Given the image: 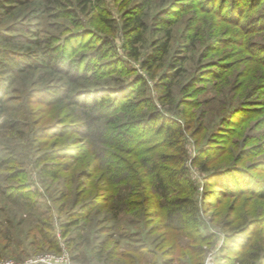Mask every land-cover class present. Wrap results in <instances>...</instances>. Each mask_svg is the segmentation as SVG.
Listing matches in <instances>:
<instances>
[{"label": "rangeland", "instance_id": "obj_1", "mask_svg": "<svg viewBox=\"0 0 264 264\" xmlns=\"http://www.w3.org/2000/svg\"><path fill=\"white\" fill-rule=\"evenodd\" d=\"M0 2V79L6 92L2 103L5 113L0 117V257L9 256L0 260L50 264L41 261L49 255L57 259L56 264H64L66 254L72 264H127L119 257L108 259L91 253L90 249L107 237L102 231L109 229H114L111 243L119 242L120 251L129 244L140 247L148 241L154 248L161 242L162 232L149 234L162 226L153 217L158 215L157 207L149 211L148 223L152 225L143 233L141 225H131L140 213L130 207L117 218L119 221H113L107 210L92 211L84 231L76 236L80 246L73 254L68 252L73 246L63 237L64 205L91 200L103 203L106 194L101 180L110 179L109 187L120 189L116 181L126 175L127 186L138 195L126 197L125 192L120 200L134 204L141 199L138 196L149 199L150 188L145 190L147 194L136 190L135 176L125 174L129 166L139 172L137 163L141 160L137 152L125 149L124 141L119 142L128 130L130 147L140 134L151 139L146 144L151 149L147 165L159 166L160 173L169 176L172 196L180 191L195 197L202 242L194 243L205 251L203 264L209 260L212 264H233L243 253L244 247L232 238L239 222H249L245 237L264 241V0H100L98 12L114 19V26L120 27L129 11L139 14L144 30L140 61L166 31L171 37L169 53L152 69L144 68L140 61L124 55L118 34L114 44L123 65L94 63L89 70L81 68L77 73L76 69L77 75L73 74V64L92 49V37L83 40L81 34L92 30L86 26L78 33L70 31L74 28L72 7L65 10L64 0ZM79 15L87 23L88 16ZM156 15L177 16V20L159 32L153 24ZM85 44L90 48L83 47ZM59 48L63 56L47 60V49L53 53ZM4 53L14 55L17 62ZM80 74L85 77L80 78ZM134 77L146 82V96L165 116V124L155 123L152 131L124 125V118L130 115L125 110L146 112L141 94L129 99L131 94L118 93L119 105L129 99L124 111L119 106L109 113L104 108L94 112L81 103L72 104L77 98L91 102L110 97L118 85ZM166 79L169 82L164 83ZM84 110L92 118L101 113L106 116L101 121L85 122ZM113 114L117 118H111ZM169 125L180 130L172 135ZM64 147L72 155L54 163L63 169L66 164L68 170H59L55 179L41 175L36 161L46 151ZM161 154L173 159L164 160ZM25 187L35 192L32 200L19 199L17 191ZM28 201L43 206L32 211L26 207ZM43 221L51 223L55 249L41 251L31 246L36 226L43 233L47 231ZM121 231L125 237H120Z\"/></svg>", "mask_w": 264, "mask_h": 264}, {"label": "trees", "instance_id": "obj_2", "mask_svg": "<svg viewBox=\"0 0 264 264\" xmlns=\"http://www.w3.org/2000/svg\"><path fill=\"white\" fill-rule=\"evenodd\" d=\"M99 2L100 0H64V4L67 5L65 10H69L70 7L73 8V15L71 16L73 18L72 22L74 24V28L70 31L74 30L73 32L78 33L80 32V30H84L86 26H88L92 30L81 34L82 36H84L83 40H85V38L87 39L88 36V38L92 37V39H90V44L92 45L89 44L90 46H92V49H90V52L88 53L84 52L83 54H81L79 61H77L76 64H73V74L77 75V73L80 72L81 68L89 70V66L94 63H99L98 65H100V62H102L103 64L112 66H114L115 64L123 65L125 61H121L124 59H122L121 55L117 53L118 50L116 45L114 44V38L118 34H120V36L122 37L121 49L124 55L129 59L140 61V46L142 43L144 30L142 28L143 25L141 23V19L140 17H138L139 14H136L133 11H129V13L121 19L122 25L118 27L117 24H115L114 26V19H111L110 16H106L103 12H98ZM1 6L2 3L0 2V7ZM71 13L72 12H70V14ZM79 14L88 16L89 19L87 23L84 24L82 22ZM154 19V28H157L159 32H164V30L169 27V25L177 20V16L172 17L171 15H156ZM29 33H31V31ZM156 40L157 41L152 46L149 55H147L145 59H141L140 61V64H142L144 68L152 69L156 63L162 62L163 58H165V56H167V54L169 53L171 40L170 32L166 31L161 39ZM86 45L88 44H85L83 47H85ZM64 48H66L65 44ZM59 49L60 50H54L55 52L53 53L52 50L47 49V51L49 52L45 54L47 60L51 58V60L56 61L59 56H63V51L61 50V48ZM4 52L8 51L4 49ZM4 54L8 58H12L13 62H17L18 59L14 55H11L10 53ZM105 57H108L109 59L105 60ZM25 58V61L29 60L28 56H25ZM22 63L31 66V64L24 62V60L22 61ZM46 63H44L45 67H47ZM64 66L65 63L62 65V68H64ZM76 69H78V71L77 73H74ZM132 75L133 74L131 73V75L129 76ZM84 77L83 74H80V78ZM66 81L69 82V80ZM144 82L145 81L139 79V77H134V79H132L131 81H128L125 84L118 85V87H116L115 89H120L119 91L116 90L110 92L112 97L110 96L100 100L95 98L92 99L91 102L77 98L74 101L75 103L72 101V104L79 105V103H81L84 105V108L89 107L90 110L94 112L97 109L99 111L101 110V108H104L105 111L107 110V113H109L111 111H116V108H118L119 106L122 107L121 110L124 111L125 108L127 109V107H129V105H126V102H128L129 99L133 98V96L141 94L143 97L142 107L146 108V112L137 113L134 109L125 110L130 115L124 118V120H126V123L124 125L129 128L135 127L149 132L153 130L155 123L160 122L161 125L165 124L166 119L165 116L159 111L154 101L146 96V82ZM165 82H169V80L166 79V81L164 80V83ZM120 92H127L132 95V97H130L129 99H126L127 97H123L126 99L125 101H123V106L122 104L119 105V103L117 102L118 93ZM5 94L6 92L4 84L0 79V117L5 113V110L3 109L4 106L2 104L4 103ZM71 98L74 97H70V99ZM159 103L162 106L164 105L163 102ZM85 111L86 110H84L83 113V120H87L88 122H90V120L101 121L106 116L101 113L99 117L92 118L91 114ZM116 114H113L114 116L111 118H117ZM87 124L89 125V123ZM176 129L180 130L179 127H172L171 125L168 126V130L172 135L175 133ZM141 132L142 131H140L139 134ZM128 133L129 130L127 131L125 136L119 137L118 139L121 138L119 142L124 141L126 146L125 149L131 152H137L139 154V157L137 159L141 160L137 163L139 165V172L133 170V168L129 166L125 169V174H132L131 176H135L136 190L140 189L141 191H145L147 188H150L149 199L146 195H141L138 196L141 197V199L137 201L138 203L129 204L126 203V201L122 202V200H120L121 194L126 192V197H130L131 194L135 192H132V188L130 189V187L127 186L129 180L127 179L126 175H123L125 179L116 181L118 185H121L120 189L110 188L109 186L111 185V183H108L110 179L101 180L103 184L105 183L102 192L106 194V199H103V203L98 204V202H96L95 200H91L85 201L81 204H79L78 202L72 203V205H64V219L63 223H61V226L64 227L63 237L65 243L68 246L74 247H72L71 251H68L70 252L69 254H73L76 251L75 249L79 248L80 245H78L76 241V236L80 237V234L84 231V223L86 222L92 211H98L100 209L107 210L108 214H112L111 218L113 221H119V219L117 218H120V216H123L125 214V209H129L130 207L138 208L140 217H138V219H135L134 221L132 219V222L135 223H131V225H141L143 233L144 230L147 231L149 225H152V223H148V220H150V215L147 216L149 211L151 212L153 208L157 207L156 212H158V215H155L153 217L159 219L162 226L160 228L157 227L158 229L155 228L149 234L159 231L162 232L163 235L161 237V242L158 243V245L160 246L157 245L156 247L154 246V248H151L152 244L148 241H145L140 247L132 246L129 244L124 251H120L121 248L119 246V242L117 243L116 241L113 244L111 243L112 238H114L111 235V232L114 231V229H109L108 231H102V233H106L108 235L102 241L99 240V243L95 247L93 246L92 249H90L91 253H95L99 256H105V258L108 259L119 257L127 264H203V256L205 255V251L201 250L200 248L197 249L194 243L196 241H201L200 239H202L199 233L200 209L195 197L192 193L182 192L181 194L179 193L180 191L175 192V194L178 195L172 196L173 193H171L168 189V185L170 184L169 181H171L169 176L166 173H160V171L162 170L159 168V166L155 167L156 165L150 164L151 166L148 167L147 165V162L151 160V157L148 155L151 149L149 148V146H146V144H148L151 139H146L145 134H140L137 137L138 139H134L136 141L132 142L133 147H130V134ZM65 148L66 147H64V150L62 148L58 150L52 149L43 153L42 157L36 161V167L39 168V172L41 175L55 179L59 170H68V166L66 164H64L63 169L58 168V165L54 163L57 159L63 157L64 159L69 158L72 155L71 150ZM167 156L168 154L160 155V157H162L164 160L173 159V156ZM112 157L116 159V156L112 155ZM202 169L204 171L206 170L204 166H202ZM165 171L167 172V170H164L163 172ZM181 172L183 173L182 170ZM118 173L121 172L119 171ZM178 182L175 183V185H178ZM25 188H20L17 191L19 199L32 200L36 196L35 192L29 191L27 188ZM137 195V192L132 194V196ZM107 202H110V206L106 205ZM41 206H43V204H37L33 201H28L26 203V207L31 208L32 211L34 210V207L35 209H39V207ZM61 207L63 206L61 205ZM31 210L29 211L32 212ZM153 217L152 220H154ZM248 223V221L239 222L236 227V234L232 236V238H235L233 239L234 243L242 246V248L244 247L243 253L239 254L233 264H264V241L259 242L257 238L252 239L251 237H245L246 232L244 230L247 229ZM2 224L5 226L9 225V223L6 222H3ZM42 224L46 228L44 230L47 231H44L43 233V231H41V227L36 226V228L34 229L35 233L33 235V243L31 246H34L37 250L41 251L45 248L55 249V247L57 246V241L56 237L51 231V223L49 221H43ZM142 233H140V235ZM117 235L119 236V234ZM120 235H122L120 237H125L123 236L125 235V231H121ZM178 243L181 244V246H179ZM166 244L168 247L166 246ZM109 246H111V248ZM182 247L184 248V252L182 251L181 253H179ZM194 251L198 252L194 253ZM1 258L5 259L9 258V256H1L0 259ZM73 258L74 257H72V259ZM223 264H226V262L224 261Z\"/></svg>", "mask_w": 264, "mask_h": 264}, {"label": "built area", "instance_id": "obj_3", "mask_svg": "<svg viewBox=\"0 0 264 264\" xmlns=\"http://www.w3.org/2000/svg\"><path fill=\"white\" fill-rule=\"evenodd\" d=\"M51 260H54V262L51 263ZM41 261H43V262L49 261L50 264H56L57 263L56 262L57 259H54V257H50L49 255L45 256ZM209 261H207L205 264H212L211 260H209ZM0 264H15V263L13 261H10V260H0ZM64 264H72V263L68 262L66 254H64Z\"/></svg>", "mask_w": 264, "mask_h": 264}]
</instances>
